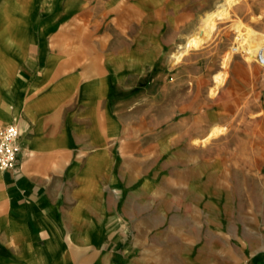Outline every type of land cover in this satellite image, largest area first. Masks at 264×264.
<instances>
[{"label":"crops","instance_id":"obj_1","mask_svg":"<svg viewBox=\"0 0 264 264\" xmlns=\"http://www.w3.org/2000/svg\"><path fill=\"white\" fill-rule=\"evenodd\" d=\"M187 7L188 0H0V131L17 123L22 146L19 167L0 168V264H204L202 234L227 225L204 210L221 199L215 177L223 167L195 140L220 114L207 118L206 98L192 103L191 91L159 117L148 88L126 94L153 69L147 52L158 58L183 29ZM200 85L180 79L165 84V95ZM232 89L208 100L229 105ZM253 132L245 129V139ZM162 185L167 191L157 192Z\"/></svg>","mask_w":264,"mask_h":264},{"label":"rangeland","instance_id":"obj_2","mask_svg":"<svg viewBox=\"0 0 264 264\" xmlns=\"http://www.w3.org/2000/svg\"><path fill=\"white\" fill-rule=\"evenodd\" d=\"M225 1L188 0V7L183 10V29L178 28L176 38L161 50L158 58L147 52L144 58L150 59L151 66L154 67L143 77L140 86L126 90V94L148 88L152 96H157L156 105L153 107L159 116L164 114L165 108L172 101L179 99L181 93L187 92L190 94L192 92V103L196 99L197 104H200L206 98L208 102L204 105L206 109L219 112V118L211 121L214 124L206 126L204 133L199 135V138H204L195 141L207 145L206 147L202 145L206 156L215 157L222 164L223 169L215 177V183L223 190L220 194L221 199L214 201L215 208L212 203L206 201L204 210L210 213L218 212L223 217L222 222L227 225L220 234L203 233V238L208 242L205 248L199 249V252L204 253V264H264V121L260 119L264 114V68L261 65L264 63V0H236L229 5L225 14L215 20L213 27H206V24L201 26L205 23L204 16L215 8L216 3ZM180 19L179 16L178 20ZM247 26L256 33L251 44L256 48L261 46L257 49L253 66L244 63L248 56L246 51L240 52L235 49L239 45L238 29ZM193 31H202L198 35L197 44L188 50L179 63L171 64L169 57L177 46L185 41L186 35ZM228 53L234 54L239 64L233 62L226 68L223 67L222 60ZM161 71L163 75L156 78L157 73ZM186 71L190 72L188 76ZM222 73L226 80L224 79L222 86H217L216 79ZM178 74H181V78ZM186 78L190 81L199 79L200 87L178 89L173 93L172 99L165 95L167 90L164 88L165 84ZM231 86L234 97L237 98L231 104H220L217 99L212 103L208 100L216 98L218 92L222 91L223 95L226 88ZM214 91L215 94H211ZM143 108L141 112L144 111ZM180 113L171 121L159 120L157 127L166 128L178 120ZM215 126H225L227 129L224 133L205 141ZM250 126L254 131L252 141L244 137L245 129ZM246 144H255L252 151H249L250 148L248 150L244 148ZM166 148L164 146L161 150L163 152L161 156L168 154L169 150ZM159 159L156 168L158 181L162 177ZM181 179V173L173 170V180ZM209 189L208 186L204 187L205 196H212V190ZM165 191H167L165 185L157 189V192ZM176 191L180 193V186L178 190L174 189V192ZM226 193L231 194V199ZM180 203L173 202L174 213L180 210ZM212 241L217 248L211 246Z\"/></svg>","mask_w":264,"mask_h":264},{"label":"bare ground","instance_id":"obj_3","mask_svg":"<svg viewBox=\"0 0 264 264\" xmlns=\"http://www.w3.org/2000/svg\"><path fill=\"white\" fill-rule=\"evenodd\" d=\"M236 0H226L225 2H218L215 5V8L208 12L204 17H205V23L201 24V26H204L206 24V27H213L215 25V20L222 16L223 14H225L226 10L228 9L229 5L234 3ZM203 17V18H204ZM204 21V20H203ZM242 26V25H240ZM247 27H241L238 29V36L237 39L239 40V45L236 46V50L242 52V51H246L247 52V57L245 58V64H248L249 66H253L255 57H256V53H257V49L261 48V46L259 48H256V46L254 47L251 43L253 42V40H255V31L248 28ZM210 30V29H209ZM247 30V31H246ZM202 31H193L190 32L186 35L185 37V41L180 43L177 48L174 50L173 54L169 57V62L173 65L179 63V61L186 55V53L188 52V50L195 46L197 44V38L199 33H201ZM259 35V34H258ZM260 38V37H259ZM263 50V49H262ZM241 54V53H240ZM243 57H245V55H241ZM259 57V55H258ZM263 57H264V50H263ZM261 58V57H260ZM239 59V58H238ZM244 59V58H243ZM258 59V58H257ZM262 61V60H261ZM233 62L239 64L237 62V60H235V56L232 53H228L224 56L223 60H222V64L223 67H227L230 64H232ZM234 63V64H235ZM242 63V62H241ZM263 63V62H262ZM262 67L264 68V63L262 64ZM243 64V63H242ZM244 65V64H243ZM251 75V74H250ZM224 73L220 74L217 79H216V84L217 86L220 85L222 86L223 82H224ZM226 80V79H225ZM217 89V88H216ZM218 92V91H217ZM211 94H215L214 92H211ZM218 94V93H217ZM216 94V95H217ZM214 98V97H213ZM159 111V110H158ZM208 113V109H206V113L205 116L207 118H209ZM163 114V113H162ZM159 116V115H158ZM185 119V118H184ZM258 125V124H257ZM227 129V128H226ZM225 126H215L213 129H211L210 133L208 134V136L204 139L205 141L210 140L212 138H214V136L219 135L221 133H224V131L226 130ZM197 140V139H196ZM201 140V139H200ZM204 142V141H203Z\"/></svg>","mask_w":264,"mask_h":264},{"label":"built area","instance_id":"obj_4","mask_svg":"<svg viewBox=\"0 0 264 264\" xmlns=\"http://www.w3.org/2000/svg\"><path fill=\"white\" fill-rule=\"evenodd\" d=\"M21 129L17 123H10L0 131V168L15 170L19 165L22 146Z\"/></svg>","mask_w":264,"mask_h":264}]
</instances>
